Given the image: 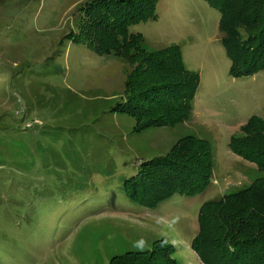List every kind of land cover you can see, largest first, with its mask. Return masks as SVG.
I'll list each match as a JSON object with an SVG mask.
<instances>
[{"label": "rangeland", "instance_id": "374dc122", "mask_svg": "<svg viewBox=\"0 0 264 264\" xmlns=\"http://www.w3.org/2000/svg\"><path fill=\"white\" fill-rule=\"evenodd\" d=\"M90 1L0 0V264H107L161 237L177 264H203L190 248L200 205L261 175L229 142L264 115V67L230 75L220 15L205 0H157L155 18L128 30L150 50L178 45L199 84L190 120L135 131L119 109L130 65L79 40ZM162 131L210 142V184L194 196L134 205L124 181L168 152Z\"/></svg>", "mask_w": 264, "mask_h": 264}, {"label": "trees", "instance_id": "16d2710c", "mask_svg": "<svg viewBox=\"0 0 264 264\" xmlns=\"http://www.w3.org/2000/svg\"><path fill=\"white\" fill-rule=\"evenodd\" d=\"M218 11L220 41L232 77L264 67V0H205ZM157 0H91L82 6L80 39L99 54L113 52L130 65L119 109L135 119V131L190 120L199 84L184 67L178 45L147 49L131 24L155 18ZM232 152L255 163L261 173L237 192L202 203L190 248L203 264H264V115H253L230 138ZM212 152L202 137L181 136L167 153L140 163L123 184L124 198L154 207L174 194L194 196L210 184ZM165 237L143 251L112 256L107 264H177Z\"/></svg>", "mask_w": 264, "mask_h": 264}, {"label": "crops", "instance_id": "0c3cea01", "mask_svg": "<svg viewBox=\"0 0 264 264\" xmlns=\"http://www.w3.org/2000/svg\"><path fill=\"white\" fill-rule=\"evenodd\" d=\"M162 130H165V129H162ZM162 133H164V134H168V135L170 136V132H168V131H162ZM170 137H171L170 139H171V141H172L171 146L177 141L178 138H180V137H178L177 139H175V138H174V137H175L174 135H173V136L171 135Z\"/></svg>", "mask_w": 264, "mask_h": 264}]
</instances>
